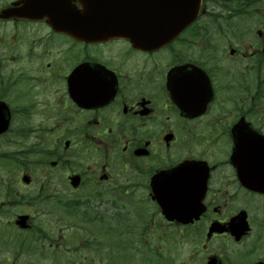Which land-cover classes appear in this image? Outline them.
<instances>
[{"label":"flooded vegetation","instance_id":"obj_1","mask_svg":"<svg viewBox=\"0 0 264 264\" xmlns=\"http://www.w3.org/2000/svg\"><path fill=\"white\" fill-rule=\"evenodd\" d=\"M73 3L68 13L84 8ZM228 4L203 0L197 19L157 47L62 31L104 24L1 17L2 168L17 166L37 191L67 185L74 218L89 224L129 218L130 206L133 218L176 227L190 252L209 250L206 264L264 263V8L249 26L237 20L254 11ZM233 218L250 226L239 241ZM74 227L71 251L102 250ZM3 242L0 264H16Z\"/></svg>","mask_w":264,"mask_h":264},{"label":"rangeland","instance_id":"obj_2","mask_svg":"<svg viewBox=\"0 0 264 264\" xmlns=\"http://www.w3.org/2000/svg\"><path fill=\"white\" fill-rule=\"evenodd\" d=\"M217 1L219 4L213 0V6L229 5V0ZM245 1L249 2L244 7L253 11L261 12L264 8V0H231L238 6ZM258 15L249 13L237 22L250 26ZM21 176L17 166L13 165L8 172L0 164V249L5 246L4 238L13 240L11 258L16 264H206L210 251L203 255L190 252L189 246L181 245L182 237L173 238L171 231L176 227L160 224V218H133L128 206L125 208L129 218H88L93 219L89 224L86 218H74L79 212L70 205L71 189L67 185L41 192L24 187ZM20 213L30 214L33 224L34 233L27 251L21 250L16 242L25 235L15 225L16 215ZM81 224L86 229L85 236L92 244L102 245V250L93 249L89 254L83 250L71 251L74 248L70 244L71 233L76 230L75 225L79 228ZM78 231L81 236L82 232ZM59 244L60 250L56 251ZM240 245L237 249L243 253L246 249ZM230 251L233 256L235 250Z\"/></svg>","mask_w":264,"mask_h":264},{"label":"water","instance_id":"obj_3","mask_svg":"<svg viewBox=\"0 0 264 264\" xmlns=\"http://www.w3.org/2000/svg\"><path fill=\"white\" fill-rule=\"evenodd\" d=\"M36 1L37 0H26L23 4V7L26 8L28 11H30V9L35 8L34 4H36V3H34V2H36ZM109 1H110L109 5L113 6V7H111L113 9L117 8V9L124 10V8H127V9L131 10L130 12H126L124 14L125 19H123L122 13L110 14V19L112 22L124 23L127 21L128 23H132V24H136V25H138V22H140V21L143 22L144 15H141V14L135 12L134 0H124V2H119L117 0H109ZM156 1H157V7H161L162 5L160 2L162 0H156ZM198 1H200V0H167V2H168V4L166 5L167 13L169 16L180 15L181 12L185 8L189 9L190 7H195V9L197 11V9L199 7V3L197 4ZM194 2L196 3V5L194 4ZM112 22H109V23H112ZM117 28L118 27H116V26H112V27H109V29H103L101 31L96 30L94 32V35L99 34L98 37H110L111 35H118L121 33H129V32H133V31L137 30V29H132L130 27H128L129 29H117ZM137 31H139V30H137ZM140 31L143 32L144 30H140ZM72 33L74 35L80 36V37H89L88 33H90V31H87L84 29H76V30H73ZM4 129H5L4 124H2V122H0V130H4ZM27 219H28L27 216H20L19 220H17V223L20 224L22 227H27V225H28V224H26ZM169 219H173V218H169ZM177 219L187 221V219H192V218H177Z\"/></svg>","mask_w":264,"mask_h":264}]
</instances>
